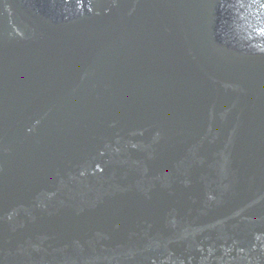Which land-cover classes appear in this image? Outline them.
Returning <instances> with one entry per match:
<instances>
[{"label": "water", "instance_id": "water-1", "mask_svg": "<svg viewBox=\"0 0 264 264\" xmlns=\"http://www.w3.org/2000/svg\"><path fill=\"white\" fill-rule=\"evenodd\" d=\"M0 264H264V0H0Z\"/></svg>", "mask_w": 264, "mask_h": 264}]
</instances>
